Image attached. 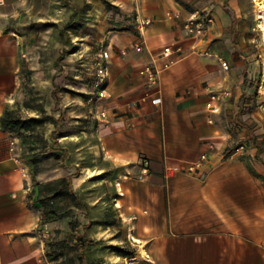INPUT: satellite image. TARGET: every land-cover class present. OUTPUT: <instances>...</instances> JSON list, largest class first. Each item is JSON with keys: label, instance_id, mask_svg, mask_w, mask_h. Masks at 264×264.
<instances>
[{"label": "crops", "instance_id": "0c3cea01", "mask_svg": "<svg viewBox=\"0 0 264 264\" xmlns=\"http://www.w3.org/2000/svg\"><path fill=\"white\" fill-rule=\"evenodd\" d=\"M63 2L72 6L66 22H75V13L93 8L104 27L109 3L123 14L137 17L141 11L153 19L144 34L135 18L136 32L111 30L104 35L110 54L106 97L85 101L77 115L70 106L63 110L58 141L70 162L37 177L44 182L73 175V185L79 188L92 177L87 173L96 171L86 167L92 160L118 169L116 206L123 237L134 252L123 256L105 247L99 251V264H264V109L256 108L254 94L264 64V18L256 17L257 4L264 0ZM44 4L5 0L0 5V264H53L47 239L58 226L63 236L67 234V220L41 224L19 137L2 129L6 109L28 113L23 99L39 75L35 70L42 54L29 45L42 44L49 28L54 33V26L45 23L59 22L55 16L60 12ZM185 5L195 8L190 11ZM196 11L214 18L204 40L189 37L183 27ZM124 20L121 28L131 23ZM256 29L258 35L253 34ZM257 40L259 55L250 51ZM141 41L146 48L137 52L135 45ZM169 44L183 51L164 67L159 53ZM221 59L230 63L229 71L222 68ZM154 61L161 70L159 82L149 85L140 69ZM213 91L227 95L210 123L207 103ZM31 110L30 116H38ZM101 111L108 118L102 119ZM203 152H209L210 159L202 170L181 168ZM144 159L149 160L147 174ZM82 162L85 167L78 171ZM168 166L178 170L169 175ZM97 171L102 174L106 166ZM114 234L107 228L93 236L104 240L100 248L121 246Z\"/></svg>", "mask_w": 264, "mask_h": 264}, {"label": "trees", "instance_id": "16d2710c", "mask_svg": "<svg viewBox=\"0 0 264 264\" xmlns=\"http://www.w3.org/2000/svg\"><path fill=\"white\" fill-rule=\"evenodd\" d=\"M74 15L76 17L77 13ZM72 20L61 24L45 23V27L54 26L57 29V34L63 39L65 48L72 45L71 36L68 35L70 29L76 28ZM130 29L136 32L135 28L127 25L122 28V30ZM65 48L57 60L64 58L67 53ZM31 73L32 71H29L28 74ZM53 82L55 86V78ZM55 89L59 87L56 85ZM27 91L29 99L23 102V105L37 111L38 116L25 117L19 110L6 109L2 116V129L10 130L19 137L23 157L30 167L34 180L35 188L30 197L35 200L41 211V224L52 222L61 224L64 220L68 221L66 235L63 236V229L58 226L55 228V234L47 239L49 259L53 264H99V251L103 253L105 247L112 248L123 256H131L134 251L127 237H123V221L116 206L119 196L115 186L117 168H111L109 162L102 163L100 159L86 163V167L92 170L106 166V171L91 177L79 188L73 185V175L44 182L38 180L37 177L41 173L50 169L68 167L70 158L66 148H62V144L58 141V137L63 133L61 126L64 112L57 105L55 115L49 114L43 104L34 103L38 100L35 90L29 87ZM90 97L87 96V100ZM51 161H55V166H49L48 162ZM83 167L85 166L82 162L77 170L81 171ZM99 182L102 183L100 186L89 187L90 183ZM107 228L115 231L113 238L120 239L121 246L98 247L104 244V240H97L93 235L99 229Z\"/></svg>", "mask_w": 264, "mask_h": 264}, {"label": "rangeland", "instance_id": "374dc122", "mask_svg": "<svg viewBox=\"0 0 264 264\" xmlns=\"http://www.w3.org/2000/svg\"><path fill=\"white\" fill-rule=\"evenodd\" d=\"M49 1L50 0H45V9L55 10V12L59 11L60 15H54L55 19L59 20L58 23L60 24L66 22L68 14L72 9L70 3L65 5L63 0H52L54 3L51 5L52 3L50 4ZM55 1L60 2L59 5L58 3L55 5ZM110 4L111 3H109L107 6V20L104 27L100 25V18L102 16L98 11H94L93 8L77 12L75 17L76 28L70 29V34H68L71 36L70 38L72 45L66 48L63 46V39L58 36V31L55 29V27H53V34L51 33L52 30L50 28L48 29V33H46L45 30V39L43 40L42 44L33 43L29 45L33 50L36 49L38 53L41 54L42 52L38 61V69L35 70L39 72V75L37 77L34 76V79L31 83L34 84L31 85V87L35 90V95L38 98L37 102L34 103L43 104L49 114L55 115V106L57 105L62 111L67 108V106L74 108L72 112L73 115H77L81 109H84L86 106L85 101H87V96H92L95 92L94 78L97 69V63L100 58V44L102 43L104 35L111 30L121 31V25L125 23L124 19L127 17L131 22L130 25L127 26L133 27L136 30L134 13L130 12L128 14H123L122 11H119L117 7ZM263 4L264 3H262L261 6ZM261 6L259 3L257 4L256 17L259 21L263 20V18L258 17V15L260 16L261 14ZM185 7L190 11L195 8H191V6L188 7L186 5ZM130 31L132 30L130 29ZM258 33L259 29L253 31V34L255 35H258ZM48 34H50V36L47 38L46 36ZM39 41L40 40H38V42ZM259 45V40L253 42L250 51H253L259 55L261 50ZM64 48L67 53H65L64 58L59 61L57 58ZM257 59H260V56H258ZM30 62L31 61H29V63ZM230 69L231 65L229 67V70ZM263 70L264 64L262 74L256 86V91L254 92L255 97L257 96L260 80L262 79V75L264 73ZM54 78L55 86L53 82ZM57 81L63 87L60 91L59 89H55L56 85L58 84ZM27 99H29L28 93L25 95L23 102H25ZM256 108L259 111L264 109V107L263 109H260L257 106ZM27 110L28 113L25 112L23 114L25 116H30L29 112L32 110ZM48 164L49 166H55V161L48 162ZM90 173L92 177L98 175L97 170L94 172L91 171L87 174ZM101 184V182L96 184L90 183L89 187L95 188Z\"/></svg>", "mask_w": 264, "mask_h": 264}, {"label": "built area", "instance_id": "2783aa9c", "mask_svg": "<svg viewBox=\"0 0 264 264\" xmlns=\"http://www.w3.org/2000/svg\"><path fill=\"white\" fill-rule=\"evenodd\" d=\"M5 0H0V5L4 4ZM136 20H137V29L140 34H144L145 30L148 26L153 23V19L150 17H145L142 15L141 11L136 12ZM176 17H180V14L177 13ZM214 23L213 16L208 12L196 11L192 15H190L187 19H185L183 23V27L187 33V35L191 38L197 40H204L208 34L210 26ZM146 48V43L141 41L135 45V50L137 52H142ZM182 48L177 46L176 44H169L164 46V48L160 51L159 56L165 59L164 67H168L172 65L179 55L182 53ZM110 58L109 51L107 50L106 43L102 42L100 44V58L97 63V69L95 72L94 78V94L88 99V103H93L95 100L102 99L106 97V85L109 73L108 60ZM221 65L224 70H229V63L226 60H220ZM160 68L156 64V62H151L144 65L140 69V74L147 81L149 85H157L159 82ZM227 93L225 91H213L209 93V101L207 103V110L210 113L209 122L213 123L214 115L221 112L223 101L226 97ZM255 104L258 108L263 109L264 107V73L262 75V79L260 80V85L257 90V96L255 100ZM100 117L102 119L108 118V114L106 111L100 112ZM242 148L244 146H241ZM210 149H214L215 145L210 144ZM210 159L209 152H203L200 157L189 163L186 166H182L184 170L197 173L202 170L207 162ZM143 173L147 174L149 170V160L144 159L142 162ZM178 168L175 166H168L166 168V172L169 175H173Z\"/></svg>", "mask_w": 264, "mask_h": 264}, {"label": "bare ground", "instance_id": "6f19581e", "mask_svg": "<svg viewBox=\"0 0 264 264\" xmlns=\"http://www.w3.org/2000/svg\"><path fill=\"white\" fill-rule=\"evenodd\" d=\"M262 8V11H261V14H260V18H264V4L261 6Z\"/></svg>", "mask_w": 264, "mask_h": 264}]
</instances>
